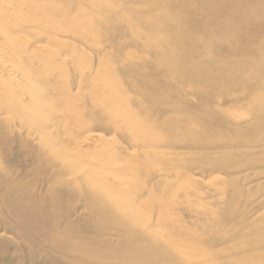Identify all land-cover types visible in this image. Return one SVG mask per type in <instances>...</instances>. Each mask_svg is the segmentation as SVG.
<instances>
[{"label":"bare ground","instance_id":"1","mask_svg":"<svg viewBox=\"0 0 264 264\" xmlns=\"http://www.w3.org/2000/svg\"><path fill=\"white\" fill-rule=\"evenodd\" d=\"M0 264H264V0H0Z\"/></svg>","mask_w":264,"mask_h":264},{"label":"rangeland","instance_id":"2","mask_svg":"<svg viewBox=\"0 0 264 264\" xmlns=\"http://www.w3.org/2000/svg\"><path fill=\"white\" fill-rule=\"evenodd\" d=\"M87 59L88 58H84ZM113 136H108L107 138H112ZM117 140V139H116ZM112 142V141H109ZM109 145H113V143H109ZM115 150V147L113 148ZM158 169L161 168H166L167 166H164L163 162H157ZM197 178V177H196ZM167 183V184H165ZM176 179H169L162 181L158 184L155 185V196L159 197L161 200H164L168 203H171L170 206V212L171 214L176 213L177 215L182 216L183 218H186L188 222V226H191L192 222V217L195 218V211L197 207H201L202 203L198 200L199 198L195 197L194 195H191L190 197H187L183 194V192L178 193L177 195H173V191L176 189L178 186L176 184ZM209 187V184L204 185V188ZM212 188H216L214 185L211 184ZM158 190H162L167 192L166 194L160 193ZM207 190V189H206ZM130 194L133 193V191L129 192ZM181 197V198H180ZM205 201H203V204L211 203L214 207V205L217 203L218 197L211 196V194H208L205 196ZM178 198V201L175 202V199ZM180 198V199H179ZM132 199H135L132 197ZM207 201V202H206ZM142 204V203H140ZM144 205V204H143ZM215 208V207H214ZM158 215H159V210H156L154 216H153V222L158 223Z\"/></svg>","mask_w":264,"mask_h":264}]
</instances>
